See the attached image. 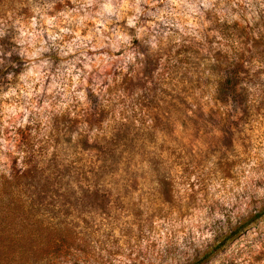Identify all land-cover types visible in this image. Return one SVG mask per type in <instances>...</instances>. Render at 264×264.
Returning <instances> with one entry per match:
<instances>
[{"label": "clouds", "instance_id": "obj_1", "mask_svg": "<svg viewBox=\"0 0 264 264\" xmlns=\"http://www.w3.org/2000/svg\"><path fill=\"white\" fill-rule=\"evenodd\" d=\"M261 41L264 0H0V210L41 228L0 264H264Z\"/></svg>", "mask_w": 264, "mask_h": 264}, {"label": "trees", "instance_id": "obj_2", "mask_svg": "<svg viewBox=\"0 0 264 264\" xmlns=\"http://www.w3.org/2000/svg\"><path fill=\"white\" fill-rule=\"evenodd\" d=\"M18 216H23V213L17 209L15 214H9L7 210H0V243H3L5 239V233L7 232L9 226H14L16 228H25L31 224L34 231H41V228L38 223H32L30 221H25L24 219H17ZM70 229H64L63 233L56 232L53 234L52 238H58L61 241V244L57 246L54 250L55 252L62 251L64 246H70V240L68 241V232ZM20 246L26 250H30L32 247L31 240L25 236L24 239L17 242Z\"/></svg>", "mask_w": 264, "mask_h": 264}, {"label": "rangeland", "instance_id": "obj_3", "mask_svg": "<svg viewBox=\"0 0 264 264\" xmlns=\"http://www.w3.org/2000/svg\"><path fill=\"white\" fill-rule=\"evenodd\" d=\"M259 45H264V41L258 42ZM13 59H15V57H13ZM232 81L229 80L225 83V85L222 87V95L227 93L230 90ZM59 195V194H58ZM85 198L87 199L88 203L92 204L93 206H98L100 208H104L105 206V202H106V197H102L99 193H92V194H85ZM46 199L45 196H40L38 197V200L42 203L43 200ZM64 202L68 203V204H72L73 201L70 199V197L68 195L64 196ZM106 210V209H105ZM137 215H139L140 213L137 211L136 213ZM68 241L70 240V246L66 245L67 247L71 248L72 246H76V247H80L79 245L75 244V239L73 238V232L70 229L68 232V237H67ZM84 251H87L86 249H82ZM61 251H58L57 253H59Z\"/></svg>", "mask_w": 264, "mask_h": 264}]
</instances>
